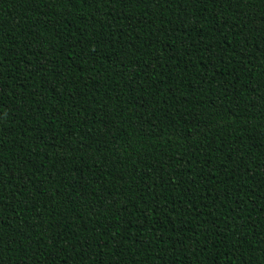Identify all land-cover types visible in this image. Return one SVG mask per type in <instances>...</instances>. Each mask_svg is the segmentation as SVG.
Returning a JSON list of instances; mask_svg holds the SVG:
<instances>
[{"label": "trees", "instance_id": "1", "mask_svg": "<svg viewBox=\"0 0 264 264\" xmlns=\"http://www.w3.org/2000/svg\"><path fill=\"white\" fill-rule=\"evenodd\" d=\"M0 264H264V0H0Z\"/></svg>", "mask_w": 264, "mask_h": 264}, {"label": "snow or ice", "instance_id": "2", "mask_svg": "<svg viewBox=\"0 0 264 264\" xmlns=\"http://www.w3.org/2000/svg\"><path fill=\"white\" fill-rule=\"evenodd\" d=\"M241 50H243V49H241Z\"/></svg>", "mask_w": 264, "mask_h": 264}]
</instances>
